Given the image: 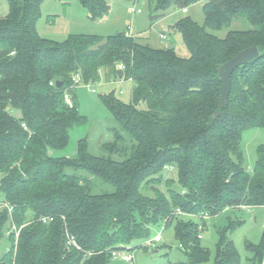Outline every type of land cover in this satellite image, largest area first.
<instances>
[{
	"label": "trees",
	"instance_id": "obj_1",
	"mask_svg": "<svg viewBox=\"0 0 264 264\" xmlns=\"http://www.w3.org/2000/svg\"><path fill=\"white\" fill-rule=\"evenodd\" d=\"M7 1L0 17V238L10 246L0 264H111L113 251L141 246L137 240L159 221L174 224L189 263H207L210 250L191 217L264 207V141L251 172L240 146L244 129L264 127V0H156L154 17L203 1V24L184 16L171 26L188 57L125 32L44 38L36 28L44 0ZM79 1L91 19L108 13L105 0ZM236 18L252 27L216 34ZM251 46L258 55L234 69L220 108L219 67ZM101 70L134 83L130 102L102 94L119 125L102 145L108 155L91 154L80 140L75 158L54 156L69 129L86 121L75 86L95 83ZM174 170L176 179L164 175ZM97 182L111 189L98 190ZM238 225L231 220L218 231L211 264H240L231 238ZM246 248L264 264V241Z\"/></svg>",
	"mask_w": 264,
	"mask_h": 264
},
{
	"label": "rangeland",
	"instance_id": "obj_2",
	"mask_svg": "<svg viewBox=\"0 0 264 264\" xmlns=\"http://www.w3.org/2000/svg\"><path fill=\"white\" fill-rule=\"evenodd\" d=\"M109 6L108 13L101 18L91 19L89 11L79 0H44L41 4V15L36 28L40 36L55 41H63L70 34H97L101 36L116 33H128L153 47H172L182 57H188L181 34L171 26L180 18L190 16L199 24L204 22L202 11L203 1L188 6L187 12L171 5L169 9L158 17L153 16L156 0H105ZM129 7L140 9L139 13L131 14ZM7 0H0V17L8 12ZM252 25L243 18H236L230 26L222 27L216 31L220 37L230 29H248ZM165 34V37H161ZM134 83L130 79L115 80L100 71L99 80L86 84L79 82L73 96L77 102L80 113L86 117L84 124L73 126L69 129V142L62 148L53 150L54 156L75 158L77 156V144L80 140H86L89 152L97 156H107L108 152L103 144L114 140L113 128L119 125L102 99V94L113 93L122 102H130ZM144 106V104H142ZM18 115V112L11 111ZM264 141V127H250L242 131L241 149L243 152V165L251 172L257 156V147ZM115 158H118L115 156ZM69 172L71 170H68ZM165 176L176 179V171H164ZM97 189L109 191L108 185L97 182ZM2 194L0 193V198ZM32 214L27 212L30 219ZM187 217V216H185ZM203 224L201 243L210 250V259L205 264H211L215 255V246L218 241V231L226 228L231 220H239V225L233 230L231 238L238 252L240 264H258L253 254L246 248V243L258 245L264 241V207L258 208H226L216 215L199 219L191 217ZM163 225L162 221L149 225V236L138 239L137 244L131 250H127L133 257L131 264H191L187 255L179 247V242L174 236V224L168 223L160 232L161 240L152 245H145L157 235ZM132 243L130 246L136 245ZM10 241L4 235L0 238V257L7 251ZM125 251V252H127ZM111 264H130L117 259Z\"/></svg>",
	"mask_w": 264,
	"mask_h": 264
},
{
	"label": "water",
	"instance_id": "obj_3",
	"mask_svg": "<svg viewBox=\"0 0 264 264\" xmlns=\"http://www.w3.org/2000/svg\"><path fill=\"white\" fill-rule=\"evenodd\" d=\"M258 49L255 46L244 48L234 55L229 60L222 63L219 67V77L221 81V92L219 106L224 107L228 101V96L230 93V76L235 68L241 65L243 62L250 61L257 57ZM60 85V81H56V86ZM220 112H218L219 114Z\"/></svg>",
	"mask_w": 264,
	"mask_h": 264
},
{
	"label": "built area",
	"instance_id": "obj_4",
	"mask_svg": "<svg viewBox=\"0 0 264 264\" xmlns=\"http://www.w3.org/2000/svg\"><path fill=\"white\" fill-rule=\"evenodd\" d=\"M140 11H141L140 9H137L135 7H129L128 8V12L131 13V14L139 13ZM182 11H186V9H182ZM161 37L164 38L165 35L163 34V35H161ZM77 80H78V78L76 77V81ZM165 169L172 170L173 167L171 165H167V166H165ZM3 204H4V206H7L8 207V210L9 211L11 210V207L9 205H7L6 203H3ZM175 213H177V214H183V212L179 208H176L175 209ZM206 216H208V215H206V214H198V215H196V217H198L200 219H204ZM41 219H42L43 222H47V221L51 220L52 218L42 217ZM164 228H165V224H163L161 226V229H160V231L158 232L157 235H154V237L152 239H150V240H146L144 242V244L145 245H152V243H154V242H159L161 240L160 232ZM203 229H204L203 224L201 222H199V224H198V231H199L198 237H201V232L203 231ZM14 230H15V234L17 236L19 230L18 229H15V228H14ZM68 238H69V241L71 243L75 244V240H74L73 236H68ZM179 246H180V244H179ZM112 258L114 260L121 259L122 261L128 262L130 264L132 263V259H133L132 255L130 253H126V252L118 251V250L113 251Z\"/></svg>",
	"mask_w": 264,
	"mask_h": 264
},
{
	"label": "crops",
	"instance_id": "obj_5",
	"mask_svg": "<svg viewBox=\"0 0 264 264\" xmlns=\"http://www.w3.org/2000/svg\"><path fill=\"white\" fill-rule=\"evenodd\" d=\"M163 35V34H162ZM165 35V34H164Z\"/></svg>",
	"mask_w": 264,
	"mask_h": 264
}]
</instances>
